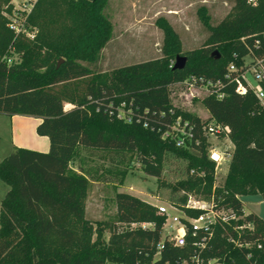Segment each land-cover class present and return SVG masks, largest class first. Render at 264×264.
Returning <instances> with one entry per match:
<instances>
[{
	"label": "trees",
	"instance_id": "1",
	"mask_svg": "<svg viewBox=\"0 0 264 264\" xmlns=\"http://www.w3.org/2000/svg\"><path fill=\"white\" fill-rule=\"evenodd\" d=\"M107 2L37 0L17 33L4 15L12 13L11 0H0V116L38 119L36 134L49 140L47 153L16 148L0 161V181L8 187L0 208V264H106L111 254L93 242L85 213L91 172L72 169L83 151L129 154V162L137 157L144 172L158 180L166 154L185 159L189 172L202 177L181 187L213 200L231 219L230 225L214 226L212 235L200 231L193 237L189 228L184 247L165 242L156 258L165 217L155 205L119 193L109 239L120 249L112 257L118 264H245L249 252L252 262L264 264V220L253 213L244 216L239 199L264 195V111L252 91L239 95L236 85L224 79L230 64L240 69L246 58L264 60V0L256 5L234 0L229 15L216 25L201 7L198 17L209 36L205 48L186 53L167 20L159 18L164 57L103 71L96 66L114 36ZM178 56L187 59L182 70L171 64ZM192 77L222 81L224 97L202 98L210 119L191 116L193 143L177 147L163 137L175 121L170 87ZM123 103L130 121L117 116ZM67 105L72 108L66 110ZM210 120L227 128L234 146L230 172L214 198L215 163L202 133ZM121 175L123 181L127 171ZM221 194L224 199L218 201L215 196ZM187 214L195 218L201 211ZM248 225L253 232L237 230ZM258 242L260 250L238 246Z\"/></svg>",
	"mask_w": 264,
	"mask_h": 264
},
{
	"label": "rangeland",
	"instance_id": "2",
	"mask_svg": "<svg viewBox=\"0 0 264 264\" xmlns=\"http://www.w3.org/2000/svg\"><path fill=\"white\" fill-rule=\"evenodd\" d=\"M11 2L14 11L23 3L22 0H11ZM233 6L234 0H108L106 15L114 25V36L102 51L96 67L103 71H109L122 66L156 61L164 57V33L156 26V21L159 18H165L176 32L182 53L203 49L209 33L200 22L198 10L201 7L207 8L212 24L216 25L229 15ZM15 60L18 61V58L16 57ZM249 61L247 59L246 63ZM171 64L174 65L175 61H171ZM252 77V75H248V78L254 82ZM191 82L192 80L189 78L183 83L170 87L175 122L179 120L190 122L191 116L198 117L203 122L210 119L209 112L201 103L205 96L204 88H190ZM191 93L192 96H190ZM65 108L67 109V106ZM260 109L264 111V105H260ZM1 128L3 138L0 142V161L15 150L11 135L5 131L7 127L3 125ZM18 131L16 142L29 146L27 148L36 147L26 143L31 134L36 137V127L32 122H29L27 126L26 124L22 125V128L20 126ZM203 137L207 142V152L210 149L209 139L211 143L218 144L221 149H229L232 154L234 150L232 142L224 140V144H222L213 137ZM190 152L196 154L192 148ZM130 156L127 154L123 158L114 153L83 151L81 158L72 164V169L80 168L91 172L85 213L93 227V242L99 247H104L111 254L108 256L106 264H118L112 257L116 256L120 249L109 245L110 226L115 221L117 214L115 204L117 194H130L155 206L172 205L180 208L186 204L189 196L203 198L195 191L186 190L180 185L192 177H202L201 174L193 170L189 172L187 160L170 153L166 154L162 176L158 180L144 172L137 157L129 162ZM231 160L232 155L229 158H224L220 165H215L212 198H214L215 190L223 188L230 172ZM123 171H127V175L122 181L121 172ZM7 191L8 187L0 181V208ZM215 197L218 201L224 199L222 194ZM239 199L243 203L244 216L253 213L264 220V195L241 196ZM227 220L231 223L230 218ZM138 227V225L131 226L132 229ZM121 229H125V227H121ZM167 229H169V225L166 224L162 231V237Z\"/></svg>",
	"mask_w": 264,
	"mask_h": 264
},
{
	"label": "built area",
	"instance_id": "3",
	"mask_svg": "<svg viewBox=\"0 0 264 264\" xmlns=\"http://www.w3.org/2000/svg\"><path fill=\"white\" fill-rule=\"evenodd\" d=\"M22 1V5L19 6L16 11L13 10L11 14H4L9 20L10 28L17 33L22 31L27 16L31 13L35 3L37 2V0ZM247 2L251 5H256V0H247ZM247 59L250 60L248 63H246ZM248 75L253 76L252 78L254 82L248 78ZM224 79L236 85V92L239 95H245L250 90L255 94L260 104L264 105V60H253L251 58H246L244 66L240 69L235 64H230L227 68ZM191 80L192 82L190 83V88L198 89L203 87L205 90V95L214 94L218 99H222L224 97V93L221 92V89L223 88L222 81H209L205 83L202 78L196 79L194 77H192ZM192 95L193 94L191 93L190 96ZM125 106L126 105L124 103L121 105L117 116L118 118L124 117L130 121L128 113L123 111ZM171 114H174V112L171 111ZM144 126L147 127V124ZM192 131L193 126L189 121H174L173 125L171 126V130L166 132L163 137L170 138L175 141L177 147L189 146L193 143ZM202 133L205 137L207 136L208 138H215L218 143L224 144V140H227L229 143H231L227 128L217 124L214 120H210L208 123L203 125ZM208 142L210 143L208 157L215 163L216 166L220 165L224 158L231 157L232 154L230 153L229 149H221L218 144L211 143L209 139ZM195 143L196 145L199 144L198 141H195ZM156 207L158 209V214L165 217V225H169V229H167L165 235L162 237V242L157 247V254L155 256L156 258L159 257L162 250L164 249L165 242H169L175 247H184L186 245V238L189 228L192 236L196 237L197 233L200 231H204L209 235H212L213 228L217 224L230 225V221L227 220L229 213H227V211L223 208L218 209L213 200L209 202L198 197L189 196L186 204L181 208L172 205L167 207ZM187 211H201V214L198 217L191 218L188 216ZM232 219L236 220L237 218L233 217ZM245 229L249 232L254 231L251 225L238 227L237 230L243 231ZM229 242H233L232 239H229ZM195 246L204 247L202 243H197ZM238 246L240 248L244 247L248 251H250L253 247H256L258 250L262 249V244L260 242L252 244H239ZM252 258V253L249 252L246 254L248 263L245 264H255L251 261Z\"/></svg>",
	"mask_w": 264,
	"mask_h": 264
},
{
	"label": "crops",
	"instance_id": "4",
	"mask_svg": "<svg viewBox=\"0 0 264 264\" xmlns=\"http://www.w3.org/2000/svg\"><path fill=\"white\" fill-rule=\"evenodd\" d=\"M71 108H72L71 105H67V109L66 108L65 109L70 110ZM29 122H32V124H34L35 127H37L40 121L35 118L24 117V116H14L12 118L6 117V116H0V142H1V139L3 138L1 127L5 125L7 127L5 128V131H7V133L11 135L13 147L15 149L24 148V149L34 150V151H38L42 153H47L49 151V140L46 137H40L37 134L35 135L36 137H34L31 134L30 138L26 140V143L36 146L32 148H27L29 146H24L16 142L15 139L18 136V132L20 131V130L18 131V129L20 128V126L22 128V125L26 124L27 126Z\"/></svg>",
	"mask_w": 264,
	"mask_h": 264
},
{
	"label": "water",
	"instance_id": "5",
	"mask_svg": "<svg viewBox=\"0 0 264 264\" xmlns=\"http://www.w3.org/2000/svg\"><path fill=\"white\" fill-rule=\"evenodd\" d=\"M217 59H219V56L217 57ZM63 62V60H60L58 65H57V68H59L60 64ZM186 63H187V59L186 57L184 56H178L175 60V64L173 66V69L174 70H182L185 68L186 66Z\"/></svg>",
	"mask_w": 264,
	"mask_h": 264
}]
</instances>
